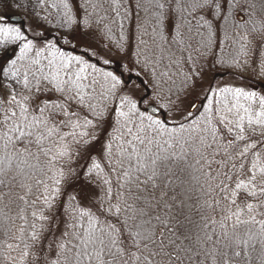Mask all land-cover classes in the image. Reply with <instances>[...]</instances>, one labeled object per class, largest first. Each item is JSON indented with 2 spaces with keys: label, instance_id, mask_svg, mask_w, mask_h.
Returning <instances> with one entry per match:
<instances>
[{
  "label": "snow or ice",
  "instance_id": "6c2138e0",
  "mask_svg": "<svg viewBox=\"0 0 264 264\" xmlns=\"http://www.w3.org/2000/svg\"><path fill=\"white\" fill-rule=\"evenodd\" d=\"M167 3L157 0L160 17ZM233 6L232 0L189 5L190 15L199 14L192 17L194 35L209 29L207 41H197L200 47L212 43L213 21L205 16ZM168 35L170 42L160 34V55L145 58L148 91L133 80L130 67L125 75L93 62L98 52L68 55L59 41L45 43L31 23L25 29L0 13V52H14L0 62V189H8L0 190V201L13 183L23 189L16 216L5 213L9 222H22L19 234L15 243H0L20 250L19 264H251L255 237L264 248V95L209 87L199 106L185 105L200 73L182 71L187 61L172 51L181 34ZM242 39L237 65L247 55V37ZM40 95L44 99L36 102ZM106 113L112 131L94 153ZM13 166L16 174L8 179ZM81 170L96 191H69ZM193 184L204 198L196 206L199 219L189 203ZM177 187L184 196L179 202ZM63 197L61 221L53 210Z\"/></svg>",
  "mask_w": 264,
  "mask_h": 264
},
{
  "label": "trees",
  "instance_id": "16d2710c",
  "mask_svg": "<svg viewBox=\"0 0 264 264\" xmlns=\"http://www.w3.org/2000/svg\"><path fill=\"white\" fill-rule=\"evenodd\" d=\"M63 8V3L69 4V9H64L67 17L70 15V28L74 30V35L70 36L59 31H34L35 34L46 36L44 41L47 43L51 41L56 43L59 41L61 47L68 55H81L85 52H98L99 55L92 57L93 62H101L99 66L106 70H121L123 69L125 75L128 74L129 67L131 68L132 76L139 73V78L144 82V87L151 91V84L148 81L151 79L142 70L144 67L145 58L155 60L160 55V49L157 45L160 43V34L163 33L171 41V33L175 35L178 30L181 34L180 39L182 43L174 45L172 51L176 56H182L187 62L183 64L182 71L189 74L200 73L195 76L194 90L189 93L185 99V105L195 101H203V97L207 94L208 88L212 86L213 81L217 78H224L228 75H235L234 73H242L241 71L249 63L255 64L261 55L264 46V0H232L233 7L231 9L225 8L223 13L219 16H205L206 19L213 21L212 43L207 48L200 47L197 43L200 39L207 41L209 29L205 26L200 28L203 37L195 36L197 31L196 21L193 16L199 17L197 13H191L189 5L194 0H168L165 14L160 17L161 10L157 8V0H56ZM163 2V0H161ZM223 2V0H222ZM224 17H227L226 19ZM191 20V25L188 21ZM162 21V22H161ZM24 25V24H23ZM25 29L27 25L25 23ZM191 29V30H190ZM32 35L33 33H29ZM194 38L189 41L188 37ZM247 37L246 51L247 55H241L239 64L234 63L237 53L240 51V45L245 44L242 37ZM191 48H186L188 44ZM42 46V45H38ZM168 45L166 44L165 47ZM179 48H186L184 52H180ZM199 49V51H195ZM204 52V55H200ZM7 54V56H6ZM0 53V60L5 56L9 57L10 52ZM30 56L34 53H30ZM191 56L189 60L188 57ZM105 58H110L111 63L103 65L102 61ZM139 61V62H138ZM27 65V61L23 62ZM46 63V61L44 62ZM130 64V66L127 65ZM167 63V60H165ZM19 66V65H18ZM23 67L21 71L23 72ZM175 67L173 71H175ZM151 71V69H149ZM212 75L211 83L208 88L199 92L195 97L196 92L201 88L204 76ZM238 75V74H237ZM236 76V75H235ZM258 86L259 82L253 78L244 76H236ZM133 80L137 81L135 78ZM177 86L181 84L182 77H176ZM103 82V81H101ZM192 83L191 81L189 82ZM212 88V87H211ZM259 91L264 94V87H259ZM55 94H50V98H54ZM44 99L43 95L36 97V102ZM109 104L111 101L108 102ZM102 107V105H101ZM195 111V110H193ZM107 115V122L103 130L98 131V139L93 141L91 150L94 153H99L104 142L108 138V133L112 131L111 123L112 116ZM71 142V140H69ZM261 151H264V146H261ZM3 156V152H0ZM6 163V162H4ZM4 166L0 164V167ZM76 166L75 161L72 164ZM16 174V169L13 166L8 172V179ZM11 192L8 196L0 201V242L7 241V243H15L14 237L18 235L17 229L22 223L18 218L15 223L9 222L5 218V213L9 216L15 217L19 208L23 206L22 202L18 201V195L23 194V189L18 184L10 185ZM191 188L190 195L192 199L189 201L193 205L192 216L194 219H199L196 214V206L203 202V197L200 193L195 191L196 185L189 186ZM8 191V189H0ZM80 191L82 194H87L91 191H96L89 184L87 177L80 172L79 179L73 182V186L69 191ZM177 202L184 198L181 188L177 187ZM160 196V191L156 193ZM173 195L172 192L168 193ZM243 196V193H241ZM200 197L199 199H197ZM15 201V203H10ZM62 203L53 211L60 217L61 221L65 218V204L67 197L62 198ZM7 205L8 207H5ZM68 209L71 211L72 205L68 204ZM10 209V211H9ZM31 209L28 210L29 219H31ZM63 224L61 223V228ZM5 232L8 235H5ZM260 237H255V250L251 251V264H261L264 261V248H261L258 243ZM16 258L15 262L11 258ZM20 250H9L0 243V264H19Z\"/></svg>",
  "mask_w": 264,
  "mask_h": 264
},
{
  "label": "rangeland",
  "instance_id": "374dc122",
  "mask_svg": "<svg viewBox=\"0 0 264 264\" xmlns=\"http://www.w3.org/2000/svg\"><path fill=\"white\" fill-rule=\"evenodd\" d=\"M0 13L7 14L8 18L10 16L20 17L23 20V23H11L17 26L20 24L25 25L26 23V27H28V25L31 23L34 27V31L57 30L70 36L74 35L75 33V31H72L70 28L68 17L65 14V11L56 0H43V2H41V0H0ZM37 24L39 25L38 27L36 26ZM8 52H10V56L14 55V52L11 48ZM6 56L4 59L8 58ZM4 59H1L0 62H2ZM127 65L130 66L128 63ZM241 72L242 73L238 72L234 74L236 76L249 77L259 82H264V46L257 62L255 64H247ZM235 75L217 78L213 81V84L210 87L213 89L217 88L218 86L241 88L246 91H254L258 95H264L262 94V91H259L258 86L251 84L250 82H246V80L238 78ZM212 77L213 76L209 74L204 76L202 82H200L201 88L196 92V95H194L195 97L199 92H202V90L208 88L209 84L212 82Z\"/></svg>",
  "mask_w": 264,
  "mask_h": 264
},
{
  "label": "water",
  "instance_id": "95a60500",
  "mask_svg": "<svg viewBox=\"0 0 264 264\" xmlns=\"http://www.w3.org/2000/svg\"><path fill=\"white\" fill-rule=\"evenodd\" d=\"M9 20H10V22H13V23H23V20L20 18V17H18V16H10L9 17ZM132 78H135L137 81H142V79L141 78H139V77H135V76H132ZM262 88L264 87V85L262 84V83H260L259 84ZM147 89V88H146ZM148 90V89H147ZM149 91V90H148ZM196 103H197V105H198V102L197 101H195ZM194 110V109H193Z\"/></svg>",
  "mask_w": 264,
  "mask_h": 264
}]
</instances>
